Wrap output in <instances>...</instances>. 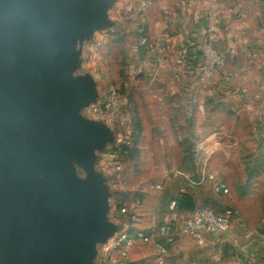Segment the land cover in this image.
Segmentation results:
<instances>
[{"label": "water", "instance_id": "1", "mask_svg": "<svg viewBox=\"0 0 264 264\" xmlns=\"http://www.w3.org/2000/svg\"><path fill=\"white\" fill-rule=\"evenodd\" d=\"M115 1L0 0V264H97L121 227L95 166L115 130L80 114L99 91L75 74V39L112 28Z\"/></svg>", "mask_w": 264, "mask_h": 264}, {"label": "crops", "instance_id": "2", "mask_svg": "<svg viewBox=\"0 0 264 264\" xmlns=\"http://www.w3.org/2000/svg\"><path fill=\"white\" fill-rule=\"evenodd\" d=\"M144 1L148 2L145 14L141 0H129L128 10L115 14L110 29L114 36L122 35L131 43L128 56L136 75L142 73L153 89L168 88L183 96L180 110L188 118L175 120L174 125H185L188 131L174 138L182 146L179 153L183 169L158 163L159 170L150 174L161 177L151 182H161L163 188L146 186L142 201L134 196L130 207L128 198L124 204L135 217L134 227L145 230L157 231L168 220L181 227L194 209L177 206L185 193L192 194L196 204L210 205L217 211L232 207L234 221L228 231L219 235L206 232L201 240L181 234L166 252L160 249L163 239L159 235L149 243L136 241L129 252V263L264 264V226L256 228L249 216L242 215V203L247 199L249 205H264L261 194L251 195L259 191L264 167L255 164L258 153L250 166L233 163L236 155H241L243 144L249 146L254 137L264 139V0ZM208 20L215 24L216 44L226 62L210 83H205L197 70ZM142 24L145 34L139 32ZM165 117L164 122L172 125ZM160 121H154L153 126L162 127ZM208 150L212 154L205 167L203 154ZM179 170L196 183L177 175ZM210 173L225 182L227 193L214 190ZM232 174L238 175V180L232 179ZM243 221L246 227L241 225ZM113 222L120 224L119 216Z\"/></svg>", "mask_w": 264, "mask_h": 264}, {"label": "rangeland", "instance_id": "3", "mask_svg": "<svg viewBox=\"0 0 264 264\" xmlns=\"http://www.w3.org/2000/svg\"><path fill=\"white\" fill-rule=\"evenodd\" d=\"M128 4L129 0H116L109 9L110 18L115 20L117 12L123 14L124 11H127ZM108 30L111 31V29ZM114 33V31H111L112 37L92 50L89 47L94 44V39L90 41L79 37L75 39V48L80 52V62L76 65L75 74L91 73L98 83V91L111 85L119 88L122 93L121 116H123V123L121 130L117 129L115 131V140L118 135H121L124 138L128 137L132 141L131 152L125 158V185L122 189L129 200L126 199L130 207V202L133 201L134 196H137L139 201H142L143 191L146 186L148 187V183L161 177L160 175L150 174V171L159 170L158 163L165 164L170 168L176 165V168H182L183 158L179 153V147L182 150V146L174 142V138L176 136V139H178V136L180 137L181 134L186 133L188 128L185 125L176 126L174 124L180 118L187 119L188 117L185 111L180 110L181 104L185 101L182 95L172 93L168 88L156 87V89H153L152 84L142 76V73L136 75L133 72L128 56L131 43L122 35L121 37L114 36ZM163 103L164 106L162 105ZM80 114L86 115L84 109ZM165 115L170 119L172 125H167L168 123L164 122ZM160 120H162V127L153 126L154 121L161 122ZM261 138L254 137V141L252 140L253 142L249 146L243 144L239 150L241 157L236 155V159L233 160L234 165L238 166L239 163L245 162L250 166L254 164V156L258 153L257 163L255 161V164L264 167V139L261 140ZM133 140L136 142L135 145H133ZM235 150H232L233 154ZM101 153L102 151H98L95 166L98 171L103 172V176L111 187L112 175L100 166L99 154ZM166 156L169 157L166 158ZM71 161L78 176L85 179L88 176L85 169L75 160L71 159ZM230 177L236 180L239 178L238 175L234 174ZM260 182L259 191L255 190L252 192V196L259 193V195L261 194L264 197V173ZM132 191L136 192L135 195L131 194ZM234 193L237 194L238 190L234 191ZM246 201L242 203L244 209L242 215L249 216L256 228L264 226V205L258 208L255 205H249L248 199ZM116 216L119 215L115 194L112 192L107 218L114 221ZM245 220L247 221V219ZM247 224L249 225V223ZM241 225L246 227V222H241ZM97 250V255H99V247H97ZM98 261L99 257L97 256V264Z\"/></svg>", "mask_w": 264, "mask_h": 264}, {"label": "built area", "instance_id": "4", "mask_svg": "<svg viewBox=\"0 0 264 264\" xmlns=\"http://www.w3.org/2000/svg\"><path fill=\"white\" fill-rule=\"evenodd\" d=\"M148 2L141 0L140 6L142 13H146ZM139 32L145 34V25H140ZM112 37L111 31L108 29L100 30L94 35V44H91L89 49L106 42ZM217 31L212 20L206 22V34L203 38V50L198 66L197 75L199 79L205 83H210L214 74L225 65L226 57L224 52L217 46ZM244 93L247 92L243 88ZM123 96L119 88L115 86H106L99 91L96 101L89 107L84 109L86 115L104 120L115 131L121 130ZM132 146V141L128 137L118 135V138L110 144L105 152L101 155L100 166L103 170L108 171L111 176V187L114 190L115 202L120 219V229L106 243L99 246V261L98 264H130L129 252L136 241L149 243L154 241L157 235L161 236L163 243L160 245L162 252L167 251V246L173 243L181 234H188L198 240L203 238L204 233L222 234L229 230L233 222L234 211L231 207H226L222 211H217L214 208L196 204L191 213L184 219L181 227L168 220L163 223L158 230H145L135 228L133 221L134 215L131 214L128 207L121 200L118 191L122 190L125 185V158L129 154V148ZM200 150V148H199ZM202 150V149H201ZM212 154V150H208L203 154L206 167L208 159ZM177 175L183 176L186 181L196 183L182 171H176ZM205 174V173H204ZM208 177L215 181L214 190L216 192L227 193L229 188L225 182L218 176L210 173ZM204 179L201 177L200 182ZM150 189L161 190L163 188L161 182H149ZM171 264H186L181 261H176Z\"/></svg>", "mask_w": 264, "mask_h": 264}, {"label": "trees", "instance_id": "5", "mask_svg": "<svg viewBox=\"0 0 264 264\" xmlns=\"http://www.w3.org/2000/svg\"><path fill=\"white\" fill-rule=\"evenodd\" d=\"M135 143H136L135 140H133V145H135ZM129 152H131L130 148H129ZM118 194L120 195L121 200L125 202L127 199V196L124 193V191L120 190L118 191ZM177 206L179 208H186V209L192 210L196 206V199L194 198L192 194H187V193L181 194L180 198L177 201ZM262 230H264V228Z\"/></svg>", "mask_w": 264, "mask_h": 264}]
</instances>
